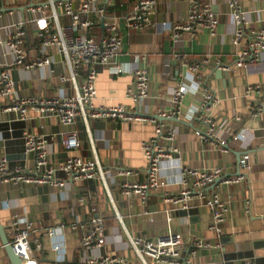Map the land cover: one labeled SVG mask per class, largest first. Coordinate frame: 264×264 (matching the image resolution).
Segmentation results:
<instances>
[{
	"label": "crops",
	"instance_id": "1",
	"mask_svg": "<svg viewBox=\"0 0 264 264\" xmlns=\"http://www.w3.org/2000/svg\"><path fill=\"white\" fill-rule=\"evenodd\" d=\"M83 0H71L79 9ZM138 0H96L95 7H105L106 12L118 19V29L122 38L120 53L109 67H97L95 82L96 107H124L131 109L134 103L127 96V89L133 83L132 72L144 68L149 75V95L139 108V113L155 116L170 111L172 91L178 84H189L193 77L198 87L190 86L182 100L180 119L159 118L166 130H175L172 141L160 139L163 148L175 147L178 153L174 159H163L159 165V177L167 185L148 196L145 203L136 195L121 194L110 172L108 184L116 210L125 230L134 238L154 241L170 227L186 241L182 260L189 264H237L251 259L264 264V110L257 117H251L250 108L256 101L264 100V53L258 63L236 65L237 47L232 45L234 27L228 13L227 0H199L210 5L218 17V25L212 36L203 29L191 36L179 32V39L173 37V26L184 23L187 18L190 0H155V15L152 25L141 32L127 28L123 18ZM14 8L29 7V0H11ZM245 13L244 29L247 33L264 28V0H238ZM60 21L66 23L62 8L57 9ZM37 18L27 10H14L0 14V65L12 60L4 40L15 24ZM81 18H85L84 15ZM94 24L84 34L95 41L105 35L99 23V16L92 12L88 16ZM164 24V25H163ZM80 32H83L82 30ZM29 31L27 49L28 60L38 57L39 43ZM241 43V48L244 47ZM180 56L186 66L175 59ZM51 64L35 70L11 69V77L16 81V89L21 98H51L61 91L71 94L68 83H61L60 75L68 73L63 58L57 52H50ZM218 60L227 66L228 71L219 77L213 69L202 65L204 59ZM121 69L112 75L109 68ZM188 66L194 70L189 72ZM198 77L201 80L198 81ZM78 86L81 80L77 79ZM259 85L261 92L248 93L247 87ZM216 99L211 107L210 117L216 122L217 132L213 139H201L197 132L205 131V124L190 118L194 109H199L205 92ZM135 110V109H134ZM133 110V111H134ZM234 115L243 118L233 122ZM30 120L24 128L20 124H10L5 132L0 130V156L9 159L11 167H20L23 151L22 133L42 135L48 142V162L50 166L61 164L67 157L90 156V145L84 126L78 119L73 126L80 142L77 150L66 151L59 142V134L71 131L59 123L55 117L34 118L29 111ZM7 119V122H6ZM14 114L2 118L1 123L15 121ZM243 131L244 138L234 140ZM90 134L95 150L103 168L112 171L117 167L138 171L147 168V160L142 151V143L155 135L154 125L149 122H121L119 120H95L90 123ZM227 139L228 152L222 153L217 140ZM249 156L250 170L242 172L238 167L239 157ZM31 159H23L24 166H30ZM202 170L219 168L225 177L238 176L242 179L235 184H217L214 189L222 201L228 203L229 214L223 225L221 237L209 229L211 215L202 206L192 205L187 211L176 210L165 199L177 195L180 190V168ZM58 178L64 180L63 174ZM141 182L143 176L129 179ZM81 198V200H79ZM95 205L103 214L105 224V244L99 250H83L80 235L71 230L75 220L88 221L91 207ZM14 215L25 216L33 224L31 248L38 264H86V260L96 256L123 257L127 264H139L128 247L122 227L116 219L112 207L97 180L84 181L79 187L66 182L62 188L46 185L0 184V223L5 228ZM170 222H167V219ZM54 229L49 236L47 230ZM202 246L196 248L194 244ZM38 245L40 247H38ZM58 249L56 250L55 248ZM190 249L189 254L185 252ZM183 263V262H180ZM0 264H10L0 240Z\"/></svg>",
	"mask_w": 264,
	"mask_h": 264
},
{
	"label": "built area",
	"instance_id": "2",
	"mask_svg": "<svg viewBox=\"0 0 264 264\" xmlns=\"http://www.w3.org/2000/svg\"><path fill=\"white\" fill-rule=\"evenodd\" d=\"M96 0H83L76 9L73 3L64 0H29L28 11L37 16L33 20H27L15 24L4 40V45L9 49L12 60L7 65H0V120L8 114H14L15 121L26 123L30 120L29 111L34 118L47 119L55 117L60 124L69 127L70 132L59 134V142L66 151L77 150L80 142L77 133L73 129L76 121L80 119L84 126L89 145L90 156L67 157L61 164L50 166L48 162V141L39 134L28 132L22 133L24 142V155L31 159L30 166L11 167L6 156H0V184L11 185H46L51 188H62L66 182L79 187L84 181L97 180L112 207L113 213L122 227L123 235L128 247L136 257L139 264H189L184 263L182 255L186 241L181 235L174 232L170 227L160 233L154 241L134 238L125 230L120 215L118 214L108 184L109 173L113 172L117 180V186L124 196L136 195L140 201L145 203L148 196L158 192L167 184L159 177L160 162L165 159L172 161L173 154L178 153L175 147L163 148L159 140L172 141L175 130H166L163 119L178 120L182 116V100L190 86L198 87L199 83L189 76V84L184 82L172 91L170 100V111L158 113L155 116L140 114L139 108L142 101L149 95V75L144 68L134 69L132 72L133 83L127 89V96L134 103L131 109L118 106L113 108L96 107L95 82L97 67H109L112 60L120 53L122 38L120 36L118 19L106 12L105 7L97 8ZM48 4V6H45ZM228 13L234 27L232 45L238 48L236 52V65L243 66L245 63H258L264 53V28L247 33L244 29L245 13L241 10L238 0L226 1ZM44 5V6H43ZM155 0H138L123 18L127 28L131 31L141 32L151 27L155 15ZM14 8L11 0H0V14L5 9ZM62 8L66 23L60 21L57 9ZM96 12L99 23L105 31L104 37L95 41L85 33L94 22L88 18L89 14ZM84 15L85 18H81ZM218 17L214 14L207 3L199 0H190L187 18L184 23L173 26V37L178 41L179 32L189 33L192 37L200 30H207L212 36L215 34ZM164 25V24H163ZM39 39L38 57L28 60L27 49L29 44V31ZM83 32H80V31ZM244 47L241 48V43ZM57 52L63 58L68 73L60 75L61 83H68L72 93H61L51 98H21L16 89V81L11 77V69L35 70L51 64L50 52ZM175 59L186 66L180 56ZM202 65L212 68L211 72H227L228 68L218 60L204 59ZM112 75L121 73V69L112 66L109 69ZM189 72L194 70L188 66ZM77 79L81 80L78 86ZM201 77H198V81ZM259 85H250L248 93L260 94ZM216 103L215 97L208 91L205 92L199 109L190 113V118L205 124L203 133L197 132L201 139H213L217 132L216 122L210 117L211 107ZM135 109V110H134ZM134 110V111H133ZM264 110V100L256 101L250 108L251 117L259 116ZM119 120L121 122H149L154 125L155 135L152 139L142 143V151L147 160V168L133 171L124 167H117L112 171L105 170L99 161L95 150V144L90 134V123L95 120ZM233 122L240 123L243 118L234 115ZM7 122V119H6ZM1 123V121H0ZM243 139L241 130L234 136V140ZM227 139L217 140V146L222 153H227L229 148ZM238 167L242 172L250 170L249 156L243 154L239 158ZM63 174L65 179L57 177ZM143 176L141 182L130 181L132 177ZM239 176V175H238ZM238 176L225 177L219 168L194 170L186 167L180 168V190L177 195L165 199L176 210L187 212L196 204L205 207L210 215L209 229L221 237L223 225L229 214L228 203L221 200L217 189L214 187L219 183L235 184L242 179ZM81 200V198H79ZM170 222V219H167ZM72 231L79 233L80 246L83 250H99L105 244V224L103 214L95 205L91 207V218L88 221L75 220L71 223ZM5 235L13 253L21 259V264H38L33 256L31 248L33 224L25 217L14 215L5 225ZM54 229L47 230L52 236ZM196 248L202 245L194 244ZM38 247H40L38 245ZM56 250L58 249L55 248ZM183 262V263H180ZM86 264H127L123 257L96 256L86 260ZM237 264H259L251 259H244Z\"/></svg>",
	"mask_w": 264,
	"mask_h": 264
},
{
	"label": "water",
	"instance_id": "3",
	"mask_svg": "<svg viewBox=\"0 0 264 264\" xmlns=\"http://www.w3.org/2000/svg\"><path fill=\"white\" fill-rule=\"evenodd\" d=\"M64 1H70V0H64ZM34 5H30L29 7H25V8H8V9H5L4 11L5 12H9V11H14V10H16V11H18V10H21V11H24V10H27L28 8H31V7H33ZM44 6V5H43ZM45 6H48V4H45ZM217 72V75H219V77H221L222 76V73L220 72V71H216ZM10 124H20V125H22L23 127L21 128V129H23L24 128V125H25V123L24 122H20V121H13V122H10V123H2V124H0V130H1V132H5V131H7L8 129H9V125ZM21 139H22V131H21ZM22 142H23V139H22ZM7 159H8V157H6ZM240 158V157H239ZM21 160H22V163H21V166L20 167H24V165H23V159H25L26 160V157H25V155H24V142H23V151H22V156H21V158H20ZM239 160V159H238ZM8 161H9V159H8ZM184 213H185V215H187L188 214V212H185V211H183ZM0 240H1V244H2V247H3V249H4V251H5V253H6V256H7V259H8V261H9V263L10 264H21V259L19 258V257H17L14 253H13V251H12V248H11V246L9 245V243H8V240H7V238H6V235H5V230H4V227H3V225L0 223ZM190 249H188L186 252H185V254L186 255H188L189 254V251ZM185 261L186 260H184V263H185ZM254 261V260H253ZM255 262V261H254ZM257 263V262H256Z\"/></svg>",
	"mask_w": 264,
	"mask_h": 264
},
{
	"label": "trees",
	"instance_id": "4",
	"mask_svg": "<svg viewBox=\"0 0 264 264\" xmlns=\"http://www.w3.org/2000/svg\"><path fill=\"white\" fill-rule=\"evenodd\" d=\"M35 42L39 43V39H37Z\"/></svg>",
	"mask_w": 264,
	"mask_h": 264
}]
</instances>
